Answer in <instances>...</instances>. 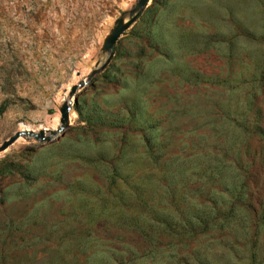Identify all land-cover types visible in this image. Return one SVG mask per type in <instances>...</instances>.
<instances>
[{"label": "rangeland", "instance_id": "obj_1", "mask_svg": "<svg viewBox=\"0 0 264 264\" xmlns=\"http://www.w3.org/2000/svg\"><path fill=\"white\" fill-rule=\"evenodd\" d=\"M136 2L0 0V264H264V0H149L93 73Z\"/></svg>", "mask_w": 264, "mask_h": 264}, {"label": "water", "instance_id": "obj_2", "mask_svg": "<svg viewBox=\"0 0 264 264\" xmlns=\"http://www.w3.org/2000/svg\"><path fill=\"white\" fill-rule=\"evenodd\" d=\"M149 0H137L136 4L132 7V9L129 12V18L127 20H124L123 18H119L116 20L115 25L113 28L110 30L108 35L104 38L103 44H102V49L106 52H108V57L106 61L101 64L98 68H96L93 73L99 71L100 69L104 68L108 61L110 60L112 56V47L118 37L123 33L124 30H126L136 19L138 13L147 5ZM77 88V85H73L70 90V96L73 95ZM69 103L64 102L60 108L61 112V122L66 123L68 121V115H69ZM19 136L18 132L13 134L11 137H9L7 140H5L1 145H0V150H3L7 148L10 144H12L17 137ZM40 138L44 142H49L52 140L51 136H45L43 132L40 134Z\"/></svg>", "mask_w": 264, "mask_h": 264}]
</instances>
